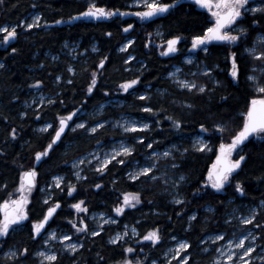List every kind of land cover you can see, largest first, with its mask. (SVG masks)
<instances>
[{
  "label": "trees",
  "instance_id": "obj_1",
  "mask_svg": "<svg viewBox=\"0 0 264 264\" xmlns=\"http://www.w3.org/2000/svg\"><path fill=\"white\" fill-rule=\"evenodd\" d=\"M163 2L170 3L171 0ZM88 3L89 0H3L0 3V27L16 26L18 32L17 37L9 44L0 47V64L5 65L0 68V203L16 189L21 173L35 166L39 172L38 184L29 204L31 216L35 219L45 207L41 203L43 196L39 190L42 186L49 185L53 176L62 175L66 180L76 183L69 176L70 165L75 159L98 145L105 146L124 140L127 144H135L137 148L128 158L127 165L113 162L109 165V171L104 174L95 171L91 166L84 167L82 172L87 179L79 181L77 191L72 197L68 196L66 188L64 192L55 190L53 199L62 201L55 223L57 220H67L65 217L74 219L76 214L69 206L78 200L85 201L89 213L104 212L112 215L118 197L122 199L121 193L124 191L140 192L142 196V202L135 209H126L124 215L116 217L115 225L106 226L99 236H84L81 242L85 246L75 255V260L78 264H114L123 260L127 256L124 249L134 245L126 242L110 244L109 237L121 231L125 225H136L141 234L152 228H159L163 236L158 246L135 245L134 248L139 253L141 248L146 251V254L141 253V260L147 257L145 264H151L152 259H157V264H165L161 260V253L174 242L172 236L191 243L192 247L188 249L191 264H211L212 255L203 251L204 243L200 239L205 241L210 234L229 232L232 229L231 222L226 223V220L232 209L236 206L253 207L264 199V141L256 138H250L241 146L240 154H246L247 158L234 174L231 186L220 193L204 187L202 192L193 195L197 188L203 187L208 177V170L216 158L221 138L225 143L230 142L231 134L242 124L249 100L257 95L245 77L251 72L253 65L264 66V61L253 60L245 52V47L251 46L255 36L261 33V28H253L246 23L251 26L250 32L239 42L238 47L211 44L207 54H198L196 65L188 70L196 71L195 82L207 84L208 89L212 90L197 93L195 90L181 89L171 82L168 73L173 65L180 64V58H165L160 55L156 46L147 47L148 38L142 37L141 32L133 33L135 28H139L138 24H134L129 35H123V28L129 23L133 24L135 18L122 19L118 16L101 22L90 20L69 24V17L86 10ZM96 3L98 6L120 8L121 11L135 10L131 7L132 0H96ZM34 12L41 15V26L32 29L22 26L21 22L26 21ZM61 19L63 23L47 27L48 24H53L52 21ZM44 21L48 23L45 24ZM143 24L148 35L159 29L164 41L176 35L190 41L193 35L202 34L207 27L203 12L189 2L181 3L170 13ZM109 32L112 33L111 36L108 35ZM128 36L134 43L126 52H122L120 47ZM181 44L182 40L178 46ZM12 48H17L18 52L13 53ZM258 50H264V46ZM232 51L239 54L242 69L238 82L229 77L231 63L226 57ZM129 55L135 59L126 64L125 60ZM53 56L57 59L53 60ZM104 56L108 57L105 67L98 69ZM205 65L214 69L213 77L199 74ZM69 67L74 71H69ZM94 71L97 72V87L89 96L87 88ZM57 76L61 77L59 82L55 79ZM135 76L141 77V83L134 86V91L130 89L126 93L119 89L121 83ZM36 79L44 82L40 88L31 87ZM69 80L72 83H68ZM215 80L221 83L217 85ZM145 92L151 97L147 101L139 99ZM38 94L46 96L47 101L54 99L56 103H33L34 100L37 101ZM116 99L122 105L113 109L111 114L108 113V108L105 109L103 119H109L116 114H127L150 123L152 130L124 133L105 125L96 134L83 129L77 132L66 131L63 142L54 145V151L42 162L35 163V153L46 148L55 135V128L47 131H41L40 128L55 121L58 113L67 115L74 108L83 105L81 118H86L87 114L99 106ZM61 100L63 104L60 103ZM146 104L165 111H158L155 115L145 113L142 107ZM187 104L193 107L189 108ZM37 111L40 113L39 119L36 116ZM24 112H27V116L22 115ZM168 116L181 119L183 131L178 132L172 127ZM217 122L224 123L230 132H225L222 137L218 132L205 133L211 151L193 150L192 138L201 133L199 124L204 123L211 129ZM13 128L17 131L15 139L11 135ZM139 135L146 137L144 144L133 139ZM152 140L157 143L153 145V149H148L146 145ZM173 144L177 145V150L173 153L172 160L179 165L173 171L177 181L181 175L186 177L178 187H166L161 179H128L127 173L136 162L141 163L153 150L162 151ZM184 148L189 151L184 153ZM233 156L238 159L236 152ZM237 181L245 185L246 196L241 197L235 193ZM97 183L102 185L100 189L95 187ZM52 191L53 189L50 190ZM178 193L185 201L180 205L173 202V197ZM192 215H196L195 221L190 220ZM260 219L264 220V212L260 214ZM189 224L192 225L190 229ZM6 239L4 251L10 245L20 249L27 245L31 251L23 264H37L31 253L37 251L41 240L32 241L27 228L15 231ZM97 253L104 259L99 260ZM58 254V264H72V257L68 254ZM1 256L2 252L0 264H13ZM178 262L171 261V264Z\"/></svg>",
  "mask_w": 264,
  "mask_h": 264
},
{
  "label": "snow or ice",
  "instance_id": "obj_2",
  "mask_svg": "<svg viewBox=\"0 0 264 264\" xmlns=\"http://www.w3.org/2000/svg\"><path fill=\"white\" fill-rule=\"evenodd\" d=\"M3 0H0L2 3ZM192 2L201 9H206L211 14V20L209 21V26H207L202 34L193 35L191 38V50H201L204 53L209 52V44L214 42L218 46L222 47H232L239 46V42L242 41L249 35L251 26H258L261 28V33H259L251 46L245 47V52L253 58V60L264 61V50H258L257 44L264 45V25L261 24L259 19H253L252 25H246L243 21L247 18L248 14L253 15L257 13L264 14V0H259L256 3L255 0H192ZM135 5H143V11L129 12L121 11L120 8H108L104 6H98L96 0H89L86 10L78 12L76 15L69 17L70 20H78L81 18H93L96 20L101 19H112L117 16H129L133 15L138 17L141 21L149 20L153 17L160 16L165 13H170V11L179 4V0H171L170 3L163 2V0H132ZM41 15L37 14L32 17L31 22L22 21L21 24L27 29H32L33 27L41 26ZM47 24V21H44ZM51 23L60 24L63 20H54ZM133 28V24H127L123 31L125 33L129 32ZM0 33H4L3 39L0 40V44H9L12 39H15L18 35L17 27L13 26L11 28L4 26L0 27ZM109 36L112 35L111 32L108 33ZM161 36V33H157ZM183 39L182 36L176 35L170 39L164 41L166 47L161 51L162 56H168L171 53L178 51L177 44ZM134 43L133 40L129 39L126 44H124L120 51L126 52L128 48ZM96 51V49H93ZM12 52H18L17 48H12ZM57 57L53 56V60ZM135 57L129 55L125 60L128 64ZM231 67L229 69V77L231 80L238 82L241 75L242 69L239 63V54L236 51H232L229 57ZM107 56L102 57L100 60L98 69H103L105 67ZM192 62V58H188V63ZM4 64H0V68H4ZM69 71H74L71 67ZM98 71V70H97ZM180 71L179 68L176 70ZM143 69H141V74ZM201 74L209 78L214 76V69L205 65L201 70ZM259 72V75H257ZM170 77H174L175 73H168ZM195 75V74H193ZM247 81L251 83L257 95H253L249 100L246 111L243 113L242 124L239 126L238 130L230 136V142L225 143L221 138L219 144V151L216 155L215 162L212 164L211 168L208 170V179L204 182L203 187L197 188L193 195H197L203 191L204 187L210 185L211 189H214L217 193L223 192L227 187L231 186V181L234 178V174L238 169L242 167V162L247 158L246 154H240L241 146L245 142L249 141L250 138H256L264 141V66L253 65V68L249 74L245 77ZM56 81L61 80L60 76H57ZM43 80L36 79L34 84L31 85L33 88H40L43 85ZM68 83H72L71 80ZM141 83V77L135 76L132 79L126 80L119 85V89L124 92H129V90H135L134 86ZM215 84L219 85L221 81L215 80ZM97 87V72L94 71L92 79L87 88V94L90 96L93 94ZM178 87L182 89H187L188 91L195 90L197 93H204L208 89L207 84H199L195 81L182 80L178 82ZM107 95V91L105 92ZM151 97L147 92L141 94L139 99L149 100ZM222 99H227V97H222ZM33 103H38L39 105H44L45 103L54 105L56 100L49 99L47 102L44 99L43 94H41L39 101H33ZM60 103H64L62 100ZM30 106V105H29ZM187 107L191 108L193 105L187 104ZM83 105L80 108H74V110L67 113V115L57 114L56 120L52 123L46 124L41 130L47 131L48 129L55 128V135L52 140L47 144L46 148L42 151H37L35 153V163L39 164L42 160L49 156L51 151H54V145L58 142H63V137L67 135L66 129L72 132H77L78 130H85L88 133L96 134L99 129L103 128L104 122H95L89 125L88 121L80 120V122H75L73 117L79 119L78 114L80 113ZM100 110H103V106H100ZM142 111L145 113L156 114L158 111H165V109H156L152 106L145 105L142 107ZM23 116H27V112L22 113ZM37 119L40 118L39 111L36 112ZM168 120L172 121V127H174L178 132L183 131V121L181 119L174 118L172 116L167 117ZM58 121V125L56 123ZM72 121L74 126L69 123ZM125 133H139L144 131H151L152 127L150 123L129 120L125 118L123 122L117 121ZM199 129L201 133L218 132L222 135L225 132H230V129L222 122L215 123L210 129L206 124L200 123ZM12 138L15 139L17 131L15 128L11 132ZM139 141L140 144H144L146 137L139 135L133 137ZM193 143L191 145L193 150L196 151H211V147L206 141L203 135L197 134L192 138ZM99 144L100 142L97 141ZM156 140L147 143L146 147L148 149H153V145L156 144ZM173 149L177 148V145L173 144L171 146ZM137 151L135 144H127L125 142H120L118 145L113 146L110 150L94 151L89 153L90 159L81 157L78 160L72 162V168L75 171L72 175L75 177L76 183L70 180H66L65 176L55 175L52 180L53 183L46 185L45 189L41 191L44 193L43 199L41 201L42 208L41 212L36 216L35 219L31 216L30 196L34 189L37 188V177L39 172L37 167L33 166L24 170L20 176V183L16 190V194L9 193V198L4 199L0 203V252L3 253L5 259H9L13 264H23L24 260L28 259L30 253V248L25 245L22 249L16 248L15 246H8V250L4 251V245H7V237L10 236L17 230L27 228L29 238L32 241H36L38 238L41 240V248L37 251L31 253L35 257H39L38 264H58L59 254L52 251L48 247L52 241H58L62 245V250L64 253L72 257V264H78L75 260V255L79 253L80 249L84 248V243L81 242V238L87 235L93 237L99 236L103 231H105V225L110 223H115L111 215L108 213H99L100 220L97 221L96 227L92 228L87 223V217L82 216V213H88L89 208L87 207L84 200H78L72 203L69 207L74 209L78 219H72L70 217H65L68 223L71 225V229H75V233L69 234L61 230L62 226H57V228H52L51 224L58 215V209L62 207V201L60 199H53L55 195V190L59 189L60 192H64L65 188L67 190L68 196L72 197L73 193L77 191L79 181L82 179H87L83 175L80 165L88 164L91 166L92 161L96 162L95 171L104 174L109 171V165L115 162L120 165H127L129 159L133 153ZM188 148H184L183 152L187 153ZM236 152L238 159H233V153ZM165 158L172 156L171 151H163L162 153H157L155 150L147 155L148 163L141 165L136 162L134 167L127 173L128 179L132 181H138L141 177L151 178L152 180L158 179L155 175V171L158 168L156 159L159 156ZM156 158V159H154ZM173 168L179 167L176 163L172 164ZM186 180V177L181 175L179 181L175 182L177 187L180 182ZM167 182V181H166ZM97 189H100L102 185L100 183L95 184ZM48 188L53 189L52 192L47 191ZM235 193H238L241 197L246 196V187L241 181H237L235 185ZM121 197H118V203L114 206L113 211L118 215H124L126 209H135L137 205L142 202V196L140 192H128L124 191L121 193ZM173 202L175 204H183L185 201L180 197L179 193L173 197ZM223 203V202H221ZM210 211L212 209H209ZM264 212V199L259 201L258 205L250 208L249 214L247 216H240L239 219L242 226H245L247 234H242L239 238L227 239V245H221L215 248V252L218 254L213 260V264H253V255L257 254V249H261V254H257L256 258L264 264V243H258V241H264V220L260 219V214ZM94 216L96 214H93ZM106 217V218H105ZM233 217H229L226 223H230ZM197 219L196 215H192L190 220L195 221ZM250 226V227H248ZM192 227L189 224V229ZM79 234L77 236V241H73V235ZM139 236L140 240L145 242H150L152 246H158L162 240L163 236L159 228H152L148 230L145 234H141L138 231L136 225H125L124 229L120 232H116L113 236L109 237L110 244H118L124 240V237L128 235ZM235 237V234H233ZM172 240L176 241L174 247H169L164 253L166 261L165 264H171L172 259L179 257L178 264H191V256L188 249L192 247L191 243L184 239L180 240L176 236L171 237ZM226 239V234L224 232H218L215 234H210L207 237L208 242L212 244H217L220 241ZM201 243H204V239H200ZM239 250V251H236ZM124 251L126 253H134L135 249L131 246H127ZM141 252L144 251L143 248L140 249ZM203 251H208V248H204ZM183 253V255H182ZM171 259H167L168 256ZM99 260H103V256L97 253ZM147 257H145V260ZM145 260L137 258L135 264H145ZM118 264H134L132 259L125 257L123 260L119 261ZM151 264H157V259H152Z\"/></svg>",
  "mask_w": 264,
  "mask_h": 264
},
{
  "label": "rangeland",
  "instance_id": "obj_3",
  "mask_svg": "<svg viewBox=\"0 0 264 264\" xmlns=\"http://www.w3.org/2000/svg\"><path fill=\"white\" fill-rule=\"evenodd\" d=\"M131 7L133 9H135L134 11L132 12H136V11H143L144 10V7L143 5H135L133 3H131ZM37 15L36 12L32 13L28 18H27V22H31V19L33 16ZM134 23L133 24H138L139 28H135V30H133V33L134 32H141V35L142 37H147L148 38V42H147V47L148 46H156L158 48V51L159 53H161L162 49L164 47H166V44L164 43V40L161 39V36H158L157 33H161L160 30H155L152 34H146L145 33V28H143L144 24L143 22L139 19V18H135L134 19ZM22 25V24H21ZM23 26V25H22ZM11 28V27H9ZM162 34V33H161ZM258 35V34H257ZM256 35V36H257ZM3 36H4V33H0V40L3 39ZM255 36V38H256ZM254 38V40H255ZM132 38L130 36H128L124 43L122 44V46L124 44L127 43V41ZM244 40V39H243ZM242 40V41H243ZM253 40V41H254ZM182 43L180 46H178V51L176 52V57H179L180 58V64L179 65H173L169 71V73H175L176 75L174 77H170L168 75V78L171 80V82L175 83L178 85V82L179 81H182V80H188V81H194V77H196L197 73L196 71L194 72H190V70H188V68L196 65V58L198 56L199 53H203V51L201 50H196V52H192L191 50V40L188 41V40H185L184 38L182 39ZM253 43V42H252ZM216 44V43H215ZM7 44H0V47L1 46H6ZM211 44L208 45V47L210 46ZM252 45V44H251ZM121 46V47H122ZM264 45H260V44H257V48H260V47H263ZM120 47V49H121ZM161 55V54H160ZM191 57L192 58V62L191 63H188V58ZM231 63V62H230ZM198 67V66H197ZM231 67V65H230ZM177 68L180 69L179 72H177ZM203 68V67H202ZM201 68V69H202ZM195 74V75H193ZM201 74V72L199 73ZM257 75H259V72H257ZM180 88V87H179ZM182 89V88H181ZM41 94H38L36 96V99H37V102L39 101V98H40ZM44 96V95H43ZM44 99L45 101H47V97L44 96ZM121 101L116 99V100H111L109 102H106L105 104H103V110L101 111L100 110V106L98 108H96L94 111L90 112L89 114L86 115V118H81V115L82 113H79L78 116H79V119H77V117H73V120L75 122H80V120H84V121H88L89 122V125L99 121V122H104V121H107V123H105V125L109 126L110 128H113V129H119L120 131L124 132L123 129L117 125V121H121L123 122V120L125 118L129 119V120H137V121H142V122H146L142 119H139V118H135L133 116H130V115H127V114H116V116H113L111 118H107V119H103L102 117L105 115L104 114V111L105 109L108 108V113L111 114L112 113V110L113 109H117L119 106H121ZM70 124H72V126H74L73 122L72 121H69ZM58 125V123H57ZM104 125V126H105ZM43 128V127H42ZM40 128V130L42 129ZM42 131V130H41ZM67 132H71L70 130H66ZM55 132V130H54ZM125 133V132H124ZM200 135H203L205 137V133H200ZM125 142L124 140H120V141H114V142H111L109 143L108 145H98L96 147H94L91 151H89L87 154L81 156V157H85V158H88L90 159V157L88 156L89 153H92L94 151H103V150H110L113 146L115 145H118L120 142ZM193 141V140H192ZM126 143V142H125ZM171 151L172 154L176 152L177 148L173 149L171 146L170 147H167L166 149L162 150V151H156L157 153H162L163 151ZM219 150V149H218ZM217 150V151H218ZM151 154V153H150ZM149 154V155H150ZM79 157V158H81ZM79 158L75 159V160H78ZM156 159V158H154ZM233 159H234V156H233ZM149 161L147 160V157L140 163L141 165H144L146 163H148ZM156 163L158 165V168L155 171V175L158 177V179H161L163 180V182L165 183L166 187H173V185H176L175 182H177V177L175 176V173L173 171V167H172V164H173V160H172V156H169L167 158L163 157L162 155L159 156L158 159H156ZM95 165H96V162L95 161H92V164H91V167L95 169ZM90 165L88 164H83V165H80V169L82 170L84 167H88ZM134 167V166H133ZM70 178H73L75 179V177L72 175V173L75 171V169L72 168V163L70 165ZM208 177L206 178V181H207ZM167 181V182H166ZM19 183H20V180H19ZM53 183V180L51 179L50 180V184ZM19 186V184H18ZM18 186L16 187V189L12 192L13 194H16V190L18 188ZM46 186H42L39 190L40 194L42 196H44V193L41 191L42 189H45ZM206 188H211L210 185L207 186ZM51 188H48L47 191L50 192ZM34 192V190H33ZM32 192V194H33ZM31 194V196H32ZM31 196H30V199H31ZM9 198V196L7 197V199ZM251 207H235L234 209H232L230 211V213L228 214V217H233L231 219V230L229 232H226V239L224 241H220L218 242L217 244H212L210 242H208L207 238L205 239V242H204V248H208V252L211 253L212 255V258L213 260L216 258V256L218 255L216 252H215V248L216 247H220L221 245H224L226 246L227 245V239H233V238H239L242 234H247V230L245 228V226H242L239 219H237L238 217L240 216H247L249 214V210H250ZM61 209V208H60ZM60 209H58L57 211L59 212ZM74 213L76 214L75 210L73 209ZM93 214H96L95 216ZM82 216H86L87 217V220H88V224L90 225V227L92 228H95L96 227V224H97V221L100 220V216H99V213L98 212H91V213H82L80 214ZM113 219L117 222L116 220V217H118V215L113 211L112 215ZM0 217H2V213H0ZM57 215L55 216V219H56ZM79 217L77 216V214L75 215L74 219H78ZM106 218V217H105ZM54 219V220H55ZM228 220V219H227ZM115 223H110V224H107L105 225L104 227L106 226H112V225H115ZM62 226L61 227V230L64 231V232H68L69 234H73L75 233V229H71V225L68 223L67 220H57V222L55 223L54 221L52 222L51 224V227L52 228H57V226ZM67 225V226H66ZM250 227V226H248ZM124 229V228H123ZM122 229V230H123ZM121 230V231H122ZM120 232V231H119ZM233 234H235V237L233 236ZM90 235V234H89ZM77 236H79V234H75L73 235V241L72 242H76L77 241ZM83 238V237H82ZM81 238V240H82ZM39 239V238H38ZM121 242H126V243H131L134 245H151L150 242H145V241H142L140 240L139 237L137 236H132L131 234L124 237V240L121 241ZM175 243L176 241H174L169 247H174L175 246ZM258 243H264V241H258ZM152 246V245H151ZM52 249V251H55L57 253H64L63 250H62V245L58 242V241H52V243L48 246ZM133 247V248H134ZM168 247V248H169ZM41 248V242L40 244L38 245V249ZM166 248L162 253H161V260L163 261H166V258H165V255L164 253L167 251ZM135 249V248H134ZM8 249H6L5 251H7ZM236 251H239V250H236ZM141 253H145L146 254V251H143ZM141 253L138 252V250L135 249V252L134 253H127V258L129 259H132L134 264H135V260L137 258L139 259H142V256H141ZM257 254H261V249H257ZM257 254H254L253 255V264H259L260 261L256 258ZM183 255V253H182ZM3 256V253H2V256ZM5 259V258H4ZM34 259L36 260V263L38 264V261H39V257H35L34 256ZM167 259H171V256L169 255L167 257ZM7 261H11L9 259H6ZM175 260H178L179 261V257H177L176 259H172V261H175ZM114 264H118L117 263H114ZM213 264V261L212 263Z\"/></svg>",
  "mask_w": 264,
  "mask_h": 264
},
{
  "label": "water",
  "instance_id": "obj_4",
  "mask_svg": "<svg viewBox=\"0 0 264 264\" xmlns=\"http://www.w3.org/2000/svg\"><path fill=\"white\" fill-rule=\"evenodd\" d=\"M184 2H189V3H191V4H194L193 2H192V0H179V4H181V3H184ZM178 4V5H179ZM177 5V6H178ZM176 6V7H177ZM175 7V8H176ZM197 9L198 10H200V11H202V10H204V9H201V8H199L198 6H197ZM162 16H164V14H162V15H160V16H157V17H153V18H151V19H149V20H145L144 22H148V21H154V20H156V19H158V18H160V17H162ZM118 17V16H117ZM122 19H128V18H130V19H132V18H138V17H135V16H133V15H129V16H123V17H121ZM90 20H92V21H99V22H101V21H107V20H105V19H101V20H96V19H93V18H81V19H78V20H71L70 22H69V24H72V23H74V22H78V21H90ZM54 25H58V24H54ZM133 28H134V25H133ZM133 28L132 29H130L129 30V32H127V33H125L124 31H123V35L124 36H127L132 30H133ZM13 40V39H12ZM215 43V42H214ZM177 45H179V43L177 44ZM192 52H194V51H192ZM176 53V52H175ZM175 53H171V54H169L168 56H164L165 58H172L174 55H175ZM217 154H218V152H217ZM216 154V155H217ZM216 159V158H215ZM214 162H215V160H214ZM213 162V163H214ZM37 166V165H36Z\"/></svg>",
  "mask_w": 264,
  "mask_h": 264
},
{
  "label": "flooded vegetation",
  "instance_id": "obj_5",
  "mask_svg": "<svg viewBox=\"0 0 264 264\" xmlns=\"http://www.w3.org/2000/svg\"><path fill=\"white\" fill-rule=\"evenodd\" d=\"M255 2H256V3H259V0H255ZM193 6H194L195 8H197V6H196L195 4H193ZM202 12H203V14H204V16H205V20H206V24H207V26H209V21L211 20V14H210L206 9L202 10ZM165 14H166V13H165ZM165 14H164V15H165ZM254 18H255V19H259V20L261 21V24L264 25V14H261V13H257V14H255V15L249 13L248 16H247V18L243 21V23H244V24L249 23V24L252 25V20H253ZM142 22H143V21H142ZM148 22H150V21H148ZM144 23H147V22H144ZM252 27H253V28H257L258 26H252ZM213 44H215V43H213ZM177 48H178V45H177ZM194 52H196V51H194ZM194 52H193V53H194ZM174 56H176V53H175ZM174 56H173V57H174Z\"/></svg>",
  "mask_w": 264,
  "mask_h": 264
},
{
  "label": "bare ground",
  "instance_id": "obj_6",
  "mask_svg": "<svg viewBox=\"0 0 264 264\" xmlns=\"http://www.w3.org/2000/svg\"><path fill=\"white\" fill-rule=\"evenodd\" d=\"M143 22H144V21H143ZM133 25H134V24H133ZM49 26H54V24H48L47 27H49ZM133 29H134V28H133ZM128 35H129V34H128ZM218 151H219V150H218ZM218 151H217V152H218ZM216 154H217V153H216Z\"/></svg>",
  "mask_w": 264,
  "mask_h": 264
}]
</instances>
